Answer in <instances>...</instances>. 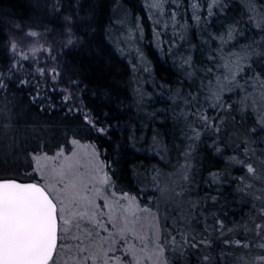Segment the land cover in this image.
<instances>
[{
    "label": "snow or ice",
    "instance_id": "snow-or-ice-1",
    "mask_svg": "<svg viewBox=\"0 0 264 264\" xmlns=\"http://www.w3.org/2000/svg\"><path fill=\"white\" fill-rule=\"evenodd\" d=\"M85 2L51 0L54 20L62 18L60 38L44 49L43 63L33 59L39 48L32 47L30 57L22 53L14 35L3 37L0 135H10V143L0 147V264H189L190 260L230 264L234 248L259 249L244 264H264V112H256L247 127H241L235 115L239 111L243 122L248 110H255V95L264 99V7L257 9L251 0L248 5V24L261 34V41L247 45L243 55L225 60L227 74L217 75V55L224 59L225 45L244 35L236 21L227 19L229 0H151L148 5L156 17L153 38L159 51L169 54L182 45L189 19L207 32L202 43L211 48V42H217L206 66L198 68L191 54L181 58L183 76L177 87L153 83L161 90L158 95H166L180 109L177 118L184 122L185 184L176 191L160 186L162 173L156 167L150 178L145 176L136 189L131 188L125 184L119 152L113 159L96 144L81 143V129L100 140L110 138L111 130L119 126L113 124L118 117L111 110L92 106L89 98L95 94L75 60L77 48L83 50L90 42L93 21L80 18ZM217 24V31H208ZM24 27L15 25L18 31ZM47 31L54 34L56 29ZM26 35L40 33L29 30ZM137 54L139 65L131 62L132 71L151 76L139 50ZM145 99L152 95L139 91L138 104ZM22 106L29 112L59 111L66 121L79 124L70 140L50 142L37 127L21 134ZM132 132L127 139L135 147V129ZM201 145L207 155L223 162L220 170H209L203 193L198 191L193 163ZM168 152L167 145L156 149L161 161ZM233 168L243 174L233 175ZM148 183L172 194L164 201L163 214L159 205L155 213L141 207L139 198L149 190ZM230 190L249 208L247 214L239 213V219L228 218L225 193ZM140 213H149L147 220Z\"/></svg>",
    "mask_w": 264,
    "mask_h": 264
},
{
    "label": "trees",
    "instance_id": "trees-1",
    "mask_svg": "<svg viewBox=\"0 0 264 264\" xmlns=\"http://www.w3.org/2000/svg\"><path fill=\"white\" fill-rule=\"evenodd\" d=\"M251 2L257 9L264 7V0ZM150 3L151 0H86L80 18L81 21L85 19L93 21L89 29L90 42L83 50L77 48L75 60L86 77L85 83L91 93L95 94H90L92 106L97 111L111 110L118 117V120H113V124L119 126L111 130L113 134L110 138L97 140L95 133L90 134L83 129L80 130V136L83 137L81 141L96 144L102 153L106 152L113 159L119 152L120 159L124 162L122 165L124 181L131 188L136 189L145 176L150 178L153 167H156L162 173L160 186L180 191L179 186L185 184L181 167L185 162L181 151L186 145L181 131L184 122L177 118L180 109L172 104L166 95H158L161 90L154 88L153 83L164 84L166 89L177 87L183 76L180 68L181 58L191 54L198 68L206 66V57L217 47V42L212 41L211 48L202 43L208 39L207 32L197 28L189 19L190 27L185 33L182 45L172 49L169 54L159 51L153 38V20L156 17L146 7ZM249 3L250 0H229L231 11L227 13V19L229 22L236 21L237 30H242L244 35L225 45L224 59L217 55V59L220 60V65L216 68L217 75L227 74L223 65L228 57L243 55L247 45L262 39L261 34L248 24ZM50 9L51 0H0V53L4 47L3 37L7 35L20 37L19 32L37 31L40 33L38 37L41 41L48 40L44 39L47 36L48 42L52 44L58 40L62 18L59 21L54 20ZM257 15L262 14L258 12ZM17 24L24 25V30L18 31L15 28ZM28 25H31V28L27 27ZM219 28L220 25L217 24L208 31L215 32ZM48 29L56 31L49 34ZM168 37H171V28L168 29ZM137 50L151 69V76L142 71H132L131 62L139 65ZM138 90L152 95V99H145L144 104L139 105ZM236 99L237 97L233 95V100ZM262 100L263 109L258 111L250 108L244 115L243 122L240 120V112L237 111L235 115L241 127L251 125L256 119V112H264V99ZM20 120L21 134L31 133L33 127H37L50 142L70 140L72 130L79 124V121H66L62 112L48 114L36 110L29 112L26 106H22ZM132 129H135L134 134L137 137L135 147L127 139L133 134ZM156 134L159 143L154 147L153 136ZM9 143L10 135L7 138L0 135V147L6 148ZM163 145H167L169 152L165 160L161 161L156 155V149ZM193 163L197 170L198 191L203 193L205 191L203 180L209 175V170H220L223 162L207 155L201 145ZM134 170L136 174H133ZM232 174L240 176L243 173L238 168H233ZM254 183L260 186V181ZM147 187L149 190L142 193L139 198L141 205L150 207L154 212L159 205L163 214L165 201L161 202L163 193L157 191L151 183H148ZM167 195L171 197L172 194L167 192ZM225 196L229 198L227 208L229 219H239L241 211L248 213L249 208L234 192L230 190ZM259 252L257 248L251 250L234 248L231 250L230 264H244L245 260H253ZM189 264H194V260H190Z\"/></svg>",
    "mask_w": 264,
    "mask_h": 264
},
{
    "label": "rangeland",
    "instance_id": "rangeland-1",
    "mask_svg": "<svg viewBox=\"0 0 264 264\" xmlns=\"http://www.w3.org/2000/svg\"><path fill=\"white\" fill-rule=\"evenodd\" d=\"M146 7H148V6H146ZM28 31H26L25 33H20L19 32L20 37H15L16 40H17V42L20 45V48L22 50V53L23 54H27V55H29L31 57L32 56V53H31L30 49L32 47L39 48L40 51H38V52L35 53V56L33 57V59H37L40 63H43V61L45 60V58L47 56V52L44 51V49H46L47 46L50 45V44H52V43H49L48 42L49 38L47 36H45L44 39H48V40H42V41L40 40V37H38L39 35L36 36V37H29V36H27L26 33ZM30 62L31 61H29V63ZM224 70L227 71L226 68H224ZM254 99H255V110L261 111L263 109V100L261 99V97L259 96L258 93L255 95ZM249 101H250V103L252 102L251 99H249ZM81 143L83 145L92 144V143L87 142V141H81ZM68 147L69 148L71 147V144L70 143L68 144ZM162 195H163V199H161V202H162V200H167V199H170L171 198L170 195H167V192H164ZM141 207H145V206H142L141 205ZM146 208H149L152 213H155L154 210H152L150 207H146ZM140 215H141V217L143 219L147 220V218L149 216V213H140ZM145 231H147V228H145Z\"/></svg>",
    "mask_w": 264,
    "mask_h": 264
}]
</instances>
